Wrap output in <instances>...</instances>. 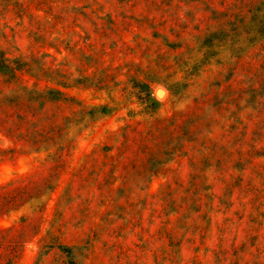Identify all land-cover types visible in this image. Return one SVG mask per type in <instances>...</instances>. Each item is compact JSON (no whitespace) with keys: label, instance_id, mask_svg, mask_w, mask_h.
I'll list each match as a JSON object with an SVG mask.
<instances>
[{"label":"rangeland","instance_id":"obj_1","mask_svg":"<svg viewBox=\"0 0 264 264\" xmlns=\"http://www.w3.org/2000/svg\"><path fill=\"white\" fill-rule=\"evenodd\" d=\"M263 2L0 0V264H264Z\"/></svg>","mask_w":264,"mask_h":264},{"label":"trees","instance_id":"obj_2","mask_svg":"<svg viewBox=\"0 0 264 264\" xmlns=\"http://www.w3.org/2000/svg\"><path fill=\"white\" fill-rule=\"evenodd\" d=\"M256 7L258 8L257 11L254 9V11H252V14L255 13L254 18L256 19V22L258 20L257 23L260 26H263L262 28H260V30H258L259 31L258 34L262 35L264 33V2L261 5H257ZM23 70L24 68H21V66H18V68H16L11 63L10 59H8L3 52H0V74L6 78H10L9 81H7L8 83H13L14 78L17 76V72L23 71ZM25 91L29 93V91L26 90V87H25ZM36 92H37L36 94L31 93L30 99L28 100L26 99L27 102L28 101L30 102V110H32L31 103L36 102L38 100H39V103H42V105L45 107L49 106L51 102H54L53 99H49L46 97H45L46 100H44V98H42L43 91L38 90ZM28 93L24 92L23 96L29 97ZM48 93H52V92L50 91ZM58 94L63 95L61 92H58ZM35 96H38L39 98L36 100L34 98ZM147 98H148L147 103L150 106H153V105L160 106L161 105L159 102H157L154 98L151 97V94L148 90H147ZM0 104L4 106H9L11 108L10 114L6 113L5 118L0 119V124L5 125L4 127H6L7 131L11 134V136L14 139H19L21 137L28 138L26 142L36 145L35 142H38L39 138H41V141L43 143H54V141L59 138L61 140V146L59 147H62L63 149H66L68 147H71V148L73 147L72 145L73 141L68 139L70 135H69V131L67 130L71 121L65 124L66 130H67L66 133L63 132L62 128L55 127L54 129H51L48 131L49 135L44 136V131L39 128L42 125V121L39 120L37 117L35 118V116H31L30 110L26 111V110L20 109V104L18 103L8 105L6 102H2ZM155 112L156 110L150 113V114L154 113L152 114L151 118L158 116V113H155ZM30 116L33 117L34 119H31ZM159 119L161 120V117H159ZM144 135L145 134L143 133L142 137ZM123 138L125 139V143L132 142L134 140L131 137V134L129 135L128 132H126L123 135ZM55 145L56 144H54L53 146L55 147ZM124 145L126 146V144ZM63 149H61V151Z\"/></svg>","mask_w":264,"mask_h":264},{"label":"bare ground","instance_id":"obj_3","mask_svg":"<svg viewBox=\"0 0 264 264\" xmlns=\"http://www.w3.org/2000/svg\"><path fill=\"white\" fill-rule=\"evenodd\" d=\"M160 91V90H159ZM160 92H158V94H159Z\"/></svg>","mask_w":264,"mask_h":264},{"label":"water","instance_id":"obj_4","mask_svg":"<svg viewBox=\"0 0 264 264\" xmlns=\"http://www.w3.org/2000/svg\"><path fill=\"white\" fill-rule=\"evenodd\" d=\"M158 92H160V91H158Z\"/></svg>","mask_w":264,"mask_h":264}]
</instances>
